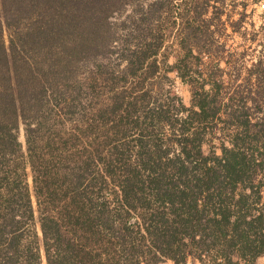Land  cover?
<instances>
[{
  "label": "trees",
  "instance_id": "16d2710c",
  "mask_svg": "<svg viewBox=\"0 0 264 264\" xmlns=\"http://www.w3.org/2000/svg\"><path fill=\"white\" fill-rule=\"evenodd\" d=\"M137 2L0 0V264H156L161 257L174 264H258L264 258V179L254 181L258 172L264 176V97L255 123L254 138L263 141L259 159L245 147L247 113L242 133L221 146L213 163L203 157L192 165L185 151L172 181L146 163L130 172L117 154V123L137 107L117 78L142 71L151 56L157 68L161 40L151 25L162 11L170 14L173 1ZM124 4L134 6L122 25L132 27L135 41L133 33L120 40L125 64L118 76L99 58L114 47L109 18ZM194 19L187 18L189 27ZM199 108L205 113V101ZM138 209L154 210L158 221L133 220ZM134 225L140 241L151 229L155 240L165 238V246L152 241L150 261L133 240Z\"/></svg>",
  "mask_w": 264,
  "mask_h": 264
},
{
  "label": "rangeland",
  "instance_id": "374dc122",
  "mask_svg": "<svg viewBox=\"0 0 264 264\" xmlns=\"http://www.w3.org/2000/svg\"><path fill=\"white\" fill-rule=\"evenodd\" d=\"M134 1L144 5L154 0ZM172 1L166 6L170 14L162 11V19L151 25V28L160 29L159 34H156L157 29L152 32L161 40L155 55L157 68L151 65V56L142 71L125 81L117 78V87H128L127 97L137 106L129 118L117 123L118 156L124 158L130 172L140 170L138 167L146 163L149 168L164 171L163 181H172L177 177L178 161L187 160L185 151L190 153L192 165L203 157L213 163L222 154L221 146L230 147L231 140L242 133L241 121L247 113L251 125L245 147L259 159L257 148L263 141L254 137L257 134L255 123L262 115L259 101L264 97V77L258 73L263 70L264 75V10L259 14L257 0ZM133 7L124 4L120 13L109 18L118 40L116 38L111 51L99 58L118 76L125 64L119 60L120 40L127 33H133L132 41H135L132 27L122 25L127 15L132 14ZM189 16L195 17L190 27L187 24ZM143 89L146 90L144 98L140 97ZM201 101L206 103V116L199 108ZM19 136L23 141L22 128ZM197 148L201 155L196 153ZM147 173L139 171L138 175L144 177ZM260 179H264L263 172H258L254 181ZM27 181L31 185L29 169ZM262 195L264 203V191ZM158 211L164 219L169 218L164 208ZM132 216L133 220L140 221L143 217L152 226L158 221L151 209H138ZM136 229L134 225L133 240L150 261L152 241L165 246V238L158 236L155 240L151 229L146 240L140 241ZM158 230L160 233L163 228ZM191 262L188 257V263ZM257 263L264 264V258H258ZM156 264H174V261L161 257Z\"/></svg>",
  "mask_w": 264,
  "mask_h": 264
},
{
  "label": "built area",
  "instance_id": "2783aa9c",
  "mask_svg": "<svg viewBox=\"0 0 264 264\" xmlns=\"http://www.w3.org/2000/svg\"><path fill=\"white\" fill-rule=\"evenodd\" d=\"M256 5H257V10L260 14L264 10V2L262 0H257Z\"/></svg>",
  "mask_w": 264,
  "mask_h": 264
}]
</instances>
